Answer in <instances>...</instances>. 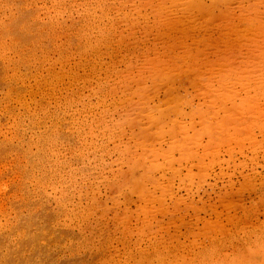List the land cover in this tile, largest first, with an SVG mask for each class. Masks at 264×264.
<instances>
[{
	"label": "rangeland",
	"instance_id": "374dc122",
	"mask_svg": "<svg viewBox=\"0 0 264 264\" xmlns=\"http://www.w3.org/2000/svg\"><path fill=\"white\" fill-rule=\"evenodd\" d=\"M259 84L264 0H0V264H264Z\"/></svg>",
	"mask_w": 264,
	"mask_h": 264
},
{
	"label": "bare ground",
	"instance_id": "6f19581e",
	"mask_svg": "<svg viewBox=\"0 0 264 264\" xmlns=\"http://www.w3.org/2000/svg\"><path fill=\"white\" fill-rule=\"evenodd\" d=\"M250 75V74H249ZM253 78V77H252ZM258 84V83H257ZM260 85V84H259ZM227 86V85H226ZM260 86H263L264 87V85H260ZM232 92H234V91H232ZM244 98H242V100H243ZM246 99V98H245ZM245 101V100H244ZM243 101V102H244ZM248 101V100H247ZM251 101V100H250ZM250 101H248V102H250ZM245 104V103H244ZM247 104V103H246ZM163 124V123H162ZM161 127V126H160ZM162 128V127H161ZM146 145V144H145ZM151 148V147H150ZM150 199V198H149ZM258 226V225H257Z\"/></svg>",
	"mask_w": 264,
	"mask_h": 264
}]
</instances>
